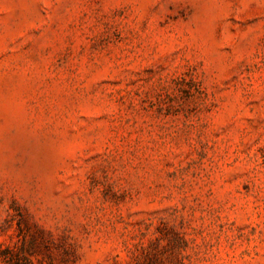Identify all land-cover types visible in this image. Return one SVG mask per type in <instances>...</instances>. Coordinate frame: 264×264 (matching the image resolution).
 <instances>
[{
    "label": "rangeland",
    "instance_id": "obj_1",
    "mask_svg": "<svg viewBox=\"0 0 264 264\" xmlns=\"http://www.w3.org/2000/svg\"><path fill=\"white\" fill-rule=\"evenodd\" d=\"M0 264H264V0H0Z\"/></svg>",
    "mask_w": 264,
    "mask_h": 264
}]
</instances>
